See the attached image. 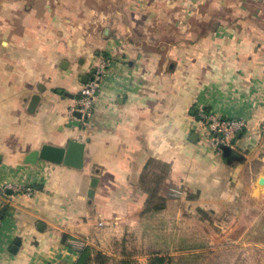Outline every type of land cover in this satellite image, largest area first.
Listing matches in <instances>:
<instances>
[{
	"label": "crops",
	"instance_id": "1",
	"mask_svg": "<svg viewBox=\"0 0 264 264\" xmlns=\"http://www.w3.org/2000/svg\"><path fill=\"white\" fill-rule=\"evenodd\" d=\"M101 64L92 112L70 114ZM200 109L246 121L242 161L202 141ZM263 125L264 0H0V190L13 187L0 264H76L74 241L93 250L119 223L158 225L165 181L187 196L183 218L264 212ZM70 140L85 143L81 169L24 163Z\"/></svg>",
	"mask_w": 264,
	"mask_h": 264
},
{
	"label": "rangeland",
	"instance_id": "2",
	"mask_svg": "<svg viewBox=\"0 0 264 264\" xmlns=\"http://www.w3.org/2000/svg\"><path fill=\"white\" fill-rule=\"evenodd\" d=\"M163 192L161 201L169 205L163 222L119 223L110 243L95 240L94 257L101 256L93 264H148L151 256L164 257L166 264H264V212L201 215L210 220L203 223L176 210L179 203H187L183 190L165 181Z\"/></svg>",
	"mask_w": 264,
	"mask_h": 264
},
{
	"label": "built area",
	"instance_id": "3",
	"mask_svg": "<svg viewBox=\"0 0 264 264\" xmlns=\"http://www.w3.org/2000/svg\"><path fill=\"white\" fill-rule=\"evenodd\" d=\"M105 71V64L99 65L94 70L91 80L86 83L80 90V98L77 100L75 107L71 109L70 114L79 112L82 116L89 115L92 112L95 102V95L99 91L101 78ZM196 119L194 118L192 126L195 132L199 133L202 141L210 146L216 153H221L220 145H229L235 134L246 128V121L243 119H222L207 113L200 109L196 112ZM13 190L10 185H4L0 190L2 199L8 200L7 191ZM16 192H25L30 195L31 189L24 187V189L16 188ZM85 247L82 241H74L73 248L79 253Z\"/></svg>",
	"mask_w": 264,
	"mask_h": 264
},
{
	"label": "water",
	"instance_id": "4",
	"mask_svg": "<svg viewBox=\"0 0 264 264\" xmlns=\"http://www.w3.org/2000/svg\"><path fill=\"white\" fill-rule=\"evenodd\" d=\"M94 72V71H93ZM41 88H39V91ZM57 93L64 94L67 97L72 98L73 96L62 91L57 90ZM40 100V96L38 94L33 95L29 108L31 110L35 109L38 102ZM77 117H81V113L75 112L73 113ZM84 119L87 118V115L82 116ZM234 140L230 141L229 145H220V149L222 150V156L225 158V161L229 164L234 162H239L243 160L242 155L237 152L233 148ZM85 156V143L78 142L75 140L68 141L67 145L64 147H57L51 145H42L40 149L34 150L29 152L25 158L24 163L28 165H36L38 161H45L53 164H63L65 166L74 168V169H81L84 165V157ZM263 179L260 180L263 183ZM98 183V179L93 177L90 181V189L88 191V198H92L94 195V189L96 188ZM4 210H1L3 213ZM2 215H0V218ZM15 250V247L12 249Z\"/></svg>",
	"mask_w": 264,
	"mask_h": 264
},
{
	"label": "trees",
	"instance_id": "5",
	"mask_svg": "<svg viewBox=\"0 0 264 264\" xmlns=\"http://www.w3.org/2000/svg\"><path fill=\"white\" fill-rule=\"evenodd\" d=\"M264 126V125H263ZM101 256L100 253H95V257L93 254V250L89 247H84L78 254V258L76 264H93L98 261ZM148 264H166L165 258L162 256H151L149 258Z\"/></svg>",
	"mask_w": 264,
	"mask_h": 264
}]
</instances>
